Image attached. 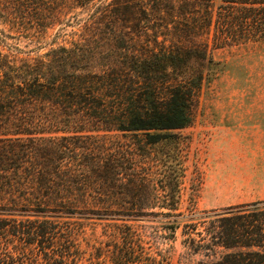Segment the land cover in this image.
<instances>
[{
  "label": "trees",
  "instance_id": "1",
  "mask_svg": "<svg viewBox=\"0 0 264 264\" xmlns=\"http://www.w3.org/2000/svg\"><path fill=\"white\" fill-rule=\"evenodd\" d=\"M136 14L166 17L163 39L134 49L127 24ZM102 15L110 29L100 49L63 48L21 63L0 53V232L79 209L117 211L123 220L154 215L165 239L186 227V246L204 254L193 264H264V199L185 214L172 165L150 162L143 144L106 140L109 132L142 131L144 144H154L166 136L159 131L188 126L213 64L210 36L215 48L264 40V0H113L90 22ZM83 130L104 133L96 143L70 134ZM193 221L202 231L185 232ZM123 224L127 244L117 263L167 264L138 249L140 238ZM2 238L0 264H15Z\"/></svg>",
  "mask_w": 264,
  "mask_h": 264
},
{
  "label": "rangeland",
  "instance_id": "2",
  "mask_svg": "<svg viewBox=\"0 0 264 264\" xmlns=\"http://www.w3.org/2000/svg\"><path fill=\"white\" fill-rule=\"evenodd\" d=\"M112 1L0 0V53L21 63L50 58L53 50L63 48L105 47L110 29L107 16H100L95 23L90 18L98 14L101 5ZM128 19L134 49L152 45L155 35L162 40L166 33L163 26L169 22L166 17L152 14H136ZM209 47L213 64L196 92L188 126L161 130L166 136L148 145L144 144L146 134L142 131L106 133V140L115 147L136 148L143 144L150 162L159 157L172 165L180 185V210L198 216H203V211L221 212L264 199V40L215 48L210 36ZM103 133L70 132L93 135V143ZM122 217L124 214L117 211L83 209L69 216L51 217L47 222H34L36 218L31 216L32 223H20L17 234L12 233L15 228L11 223L5 225L0 232L2 251L12 254L15 264H122L117 263V257L125 254L123 223H127L140 238L137 248L143 247L158 260L193 264L204 258L203 253H193L186 246L183 225L173 238L165 239L158 216ZM194 223L190 222L185 232L195 228L202 231L203 224ZM30 229L38 233L29 235ZM191 237L200 238L196 233Z\"/></svg>",
  "mask_w": 264,
  "mask_h": 264
}]
</instances>
